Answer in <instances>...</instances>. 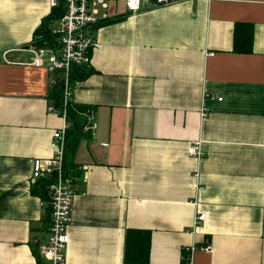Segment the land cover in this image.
Here are the masks:
<instances>
[{"label":"crops","instance_id":"1","mask_svg":"<svg viewBox=\"0 0 264 264\" xmlns=\"http://www.w3.org/2000/svg\"><path fill=\"white\" fill-rule=\"evenodd\" d=\"M52 6L0 0V264H44L51 219L33 161L73 127L49 98L55 75L33 65ZM99 18L92 74L72 93L89 110L71 159L66 264H129V229L151 233L149 264H264V0L143 1L136 12L116 0ZM237 24L253 26L249 53L235 51ZM198 140L200 160L189 155Z\"/></svg>","mask_w":264,"mask_h":264},{"label":"built area","instance_id":"2","mask_svg":"<svg viewBox=\"0 0 264 264\" xmlns=\"http://www.w3.org/2000/svg\"><path fill=\"white\" fill-rule=\"evenodd\" d=\"M116 0H65L67 10L59 22V29L54 33L59 35L60 49L34 48L33 65L46 67L56 76L62 75L65 84L63 107L60 113L68 118V105L72 102L71 75L75 66L90 67L92 65V53L101 48V43L92 35V30L100 23V8L108 9ZM143 1H152L156 6H164L183 0H125L127 9L131 12L138 11ZM55 6L58 0H51ZM56 83L54 77L51 84ZM80 82H77L78 85ZM51 111L55 108L50 107ZM208 109L203 108L202 115H207ZM93 121V120H92ZM91 121L90 128L97 129V124ZM70 124H66L55 131L52 146L55 154L49 158H36L33 161L32 181L39 182L46 179L49 185L51 209V225L48 228V236L42 247L41 255L44 264H66V249L70 243L68 227L72 221L73 201L75 197L74 178L65 171V157L67 147V133ZM189 155L202 159L205 155L202 149V141L193 143L189 149ZM43 205L45 203L43 202ZM207 219V213H196V224H202ZM197 246L186 249V253L193 254ZM203 250L211 252L212 246L208 244ZM188 255V256H189ZM188 258V257H187Z\"/></svg>","mask_w":264,"mask_h":264},{"label":"trees","instance_id":"3","mask_svg":"<svg viewBox=\"0 0 264 264\" xmlns=\"http://www.w3.org/2000/svg\"><path fill=\"white\" fill-rule=\"evenodd\" d=\"M67 10L65 0H58L48 16H46L39 27L34 33V48L45 49H60L59 35L54 33V26L59 23L63 18ZM110 20L109 22H112ZM254 43V29L249 24H237L235 30V51L239 53H249L252 51ZM92 74V67L75 66L71 75L72 88L76 86L77 82H84ZM56 83L51 86L49 98L53 105L58 110H61L64 102L65 84L62 79V75L56 76ZM89 107L74 105L69 103L68 114L69 120L72 121L73 127L68 132V145L65 157V171L68 175L71 174L73 154L76 151L80 140L82 139V133L84 130V124L81 119L78 118L80 113L87 112ZM33 193L43 200L46 205L47 219H51V209L49 204V185L46 179H42L33 188ZM51 225V220H50ZM49 225V226H50ZM151 253V233L145 230L129 229L125 238V261L129 264H149ZM39 256V254L37 253ZM40 258V256H39ZM44 263V261H43Z\"/></svg>","mask_w":264,"mask_h":264},{"label":"rangeland","instance_id":"4","mask_svg":"<svg viewBox=\"0 0 264 264\" xmlns=\"http://www.w3.org/2000/svg\"><path fill=\"white\" fill-rule=\"evenodd\" d=\"M55 29H59V23H56L55 26H54V30Z\"/></svg>","mask_w":264,"mask_h":264}]
</instances>
